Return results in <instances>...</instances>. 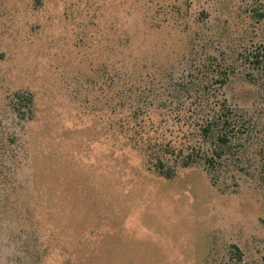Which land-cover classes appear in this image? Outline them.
<instances>
[{"label":"rangeland","instance_id":"obj_1","mask_svg":"<svg viewBox=\"0 0 264 264\" xmlns=\"http://www.w3.org/2000/svg\"><path fill=\"white\" fill-rule=\"evenodd\" d=\"M234 247L264 264V0H0V264Z\"/></svg>","mask_w":264,"mask_h":264},{"label":"trees","instance_id":"obj_2","mask_svg":"<svg viewBox=\"0 0 264 264\" xmlns=\"http://www.w3.org/2000/svg\"><path fill=\"white\" fill-rule=\"evenodd\" d=\"M211 117L203 122L201 127V135L203 138L208 139L210 137L217 136L218 141L226 144L228 139L231 138V135L239 134V131L234 130L233 125L235 122L233 121V117L231 115V111L229 109H223L219 111L212 110ZM225 150H221L216 154L218 158H220L224 154ZM238 252V258L240 264H243V255L241 251L234 247Z\"/></svg>","mask_w":264,"mask_h":264}]
</instances>
